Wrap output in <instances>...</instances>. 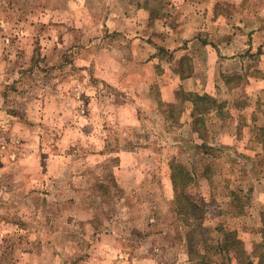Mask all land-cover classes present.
Listing matches in <instances>:
<instances>
[{
	"label": "rangeland",
	"instance_id": "1",
	"mask_svg": "<svg viewBox=\"0 0 264 264\" xmlns=\"http://www.w3.org/2000/svg\"><path fill=\"white\" fill-rule=\"evenodd\" d=\"M128 1L0 0V264H264V0Z\"/></svg>",
	"mask_w": 264,
	"mask_h": 264
},
{
	"label": "crops",
	"instance_id": "2",
	"mask_svg": "<svg viewBox=\"0 0 264 264\" xmlns=\"http://www.w3.org/2000/svg\"><path fill=\"white\" fill-rule=\"evenodd\" d=\"M86 1V0H85ZM93 1H95L99 6H101V8H104L105 7V14H107V16H108V19H107V21H109V22H111V16H112V19H114V14L115 13H117L118 11H119V8H118V6L116 5V4H121L122 2H121V0H90V5L91 4H93ZM125 1V5H127L128 3H129V1L128 0H124ZM115 7V9L114 10H112L111 12H109V13H106L108 10L110 11V9L111 8H114ZM110 8V9H109ZM120 10H122V9H120ZM119 15V14H118ZM117 22L120 24V23H122L121 22V20H124L125 19V16H124V14H123V17H117ZM113 21V20H112ZM117 23V24H118ZM106 26H107V23H106ZM259 31H262V32H259ZM258 31V34H261V37H262V39H261V41H260V43H261V45H264V29H262V28H260V30ZM196 32H198V31H196ZM194 33H195V31H194ZM183 36H181V37H179V40H180V38H181V40H187V37H186V35H184V34H182ZM180 36V35H179ZM198 34H194V42H193V46H195V47H201V48H203L204 50H207L208 52H209V56H211L212 57V55H213V52H212V50H214V56H213V59H211V62H210V67H211V69L213 70V74H214V71H215V67H217V61H218V58L220 57H222V56H225L224 54L226 53H229V55H231V56H236V54L235 53H233V51H230V48L231 47H233L232 45H236V46H240V44H239V42H237L235 39H228V40H226L225 42H223V39H220L219 41H220V45L219 44H217V42H215V44H216V46H214L213 44H211L210 42L212 41V39L213 38H215V37H217V35H213V37L210 35V37H209V44H207V45H201V46H199L198 45ZM212 38V39H211ZM188 40H190L189 38H188ZM232 40V41H231ZM183 42H185V41H178V43H177V46L178 47H180L181 46V44H183ZM166 48H168V47H166ZM260 48H262L261 46H260ZM181 49V48H180ZM238 49V48H237ZM219 51H221V52H219ZM196 69V68H195ZM209 70V73H208V76H210L211 77V81H210V78H209V85H210V83H213V86L212 85H210L211 87H212V89H213V91L212 92H210V90H208L206 93H204V94H198V93H195V94H193L195 97L196 96H203V95H205V96H209V97H211V98H213L214 100H216V97H215V94H213V92H214V87H215V78H213V74H212V70ZM193 71H194V68L192 69V70H190V72L189 73H187V74H178L177 75V77H176V79H178V81L181 83V84H184L185 85V88H186V85H187V83H188V80L191 78V73H193ZM181 73V72H180ZM194 97V102H196V98ZM216 102H217V100H216ZM126 105H129L130 107H131V105L130 104H126ZM125 105V106H126ZM212 109V108H211ZM209 112H211V113H213V114H215L212 110H210ZM200 114H202V112H201V110H200ZM263 114V110L261 109V108H259V109H257V118H259V116L260 115H262ZM216 115V114H215ZM199 117H201V115H199ZM198 117V118H199ZM130 118L133 120V119H135L136 120V116H133L132 115V113H130ZM198 118H195L194 119V122L196 121V119H198ZM253 118L256 120V117L255 116H253ZM195 126V125H194ZM194 129H195V131H196V126L194 127Z\"/></svg>",
	"mask_w": 264,
	"mask_h": 264
},
{
	"label": "trees",
	"instance_id": "3",
	"mask_svg": "<svg viewBox=\"0 0 264 264\" xmlns=\"http://www.w3.org/2000/svg\"><path fill=\"white\" fill-rule=\"evenodd\" d=\"M195 98H196V101L199 103L201 102V104L202 102H205V105H201V111L203 113H206L208 111V108L216 107L218 104L216 100H214L213 98L209 96L203 95V96H196ZM202 124H203V116L201 115V117H199L195 121L196 130L198 131L199 136H202L201 134L202 128H203ZM190 181H191V176L189 175L187 171H185V169L182 166L177 169L176 173L171 175V184H172L173 193L175 197L174 201H178V196H179V194L177 193V188H178L177 185L181 182L189 183ZM184 199L186 198L184 197ZM186 205L190 207L192 205V202L188 201ZM193 206L195 207V205Z\"/></svg>",
	"mask_w": 264,
	"mask_h": 264
}]
</instances>
